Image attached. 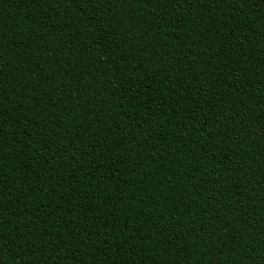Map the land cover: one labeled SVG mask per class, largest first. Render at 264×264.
<instances>
[{
	"label": "trees",
	"instance_id": "trees-1",
	"mask_svg": "<svg viewBox=\"0 0 264 264\" xmlns=\"http://www.w3.org/2000/svg\"><path fill=\"white\" fill-rule=\"evenodd\" d=\"M0 264H264V0H0Z\"/></svg>",
	"mask_w": 264,
	"mask_h": 264
}]
</instances>
